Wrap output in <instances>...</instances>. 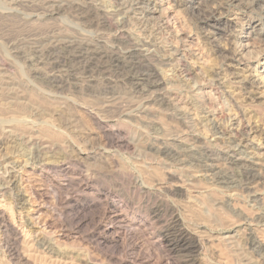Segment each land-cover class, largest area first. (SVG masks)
<instances>
[{"label": "rangeland", "instance_id": "374dc122", "mask_svg": "<svg viewBox=\"0 0 264 264\" xmlns=\"http://www.w3.org/2000/svg\"><path fill=\"white\" fill-rule=\"evenodd\" d=\"M72 1L0 0V87L5 89L0 91V208L16 226L31 231L33 227L28 216L31 209L40 204L39 219L42 220L39 221H46L50 226L46 240L50 238L48 241L52 245L54 243L53 246L56 244L57 248L69 253L85 255L95 264H112L103 256L105 251L118 258L125 257L127 262L133 261L134 264H172L175 259L172 243L177 245L175 250L185 248L177 254L182 255V260L190 255L194 259L190 264H264V246L252 245L251 241L252 232L264 239V224L248 228L242 223V218L239 220L240 214L242 217L251 216L258 205L264 207V188L259 187L255 194L257 197H250L232 174L222 171L206 175L200 164L205 160L203 151L190 155L183 144L170 142L181 133V127L179 131L173 129V126H180L176 120L157 114L158 121L165 122L171 129L168 130L170 136L165 131L167 139L162 136L164 125L162 128L158 124L127 122L120 116L122 110L136 107L128 99L153 96L158 89L150 86L160 76L163 84L159 92L173 88L175 101L180 107L188 108L185 109L188 111L187 122L191 123H188V131L206 135L209 152H213H210L211 157L217 156L229 144L225 139L217 143L211 141L217 134L212 125L217 123L220 128H229L230 123L240 118L237 106L248 123L263 128L264 87H258L264 86V8L253 0H236L235 5L232 3L228 10L224 9L219 14L221 26H208L199 20L201 13H195L197 10L192 7L205 11L228 0ZM91 4L99 6V10ZM104 10L111 12V23L101 14ZM231 19H234L233 25L224 29V22H231ZM113 34L120 36L118 40L111 38ZM135 43H141L142 48L149 51L148 63L140 62L136 54L120 60L110 51L125 52ZM41 46L51 48V51H33V48ZM227 48L240 51L236 56L238 60L224 57ZM152 68L157 69L156 73L159 71L157 76ZM3 78L5 82L1 81ZM249 81H253L254 86L243 89L246 83L250 84ZM168 84L174 86L169 87ZM248 91L252 92L249 94L254 93L253 99L246 97L249 96ZM210 92L216 105L199 102V96H210ZM13 100H21L17 104H22L18 106ZM7 104L11 109H4ZM220 104L226 112L224 116L214 119L205 113L219 108ZM89 108L99 109L104 118L114 120L113 128L120 132V140L124 139L127 146H105V138L93 123ZM13 118L24 119L22 121L32 130H23L24 134L22 129L14 130L11 127ZM44 127H49L51 133L62 130L63 136H67L63 137L67 140H63L71 142L74 154L79 148L93 147L99 153L97 160L94 163L85 161L79 167L74 164L62 166L52 161L58 159V153H55L58 149L37 140L35 143L29 135L30 132L39 133ZM154 136L171 139V149L159 154L150 148L148 142ZM248 139L246 156L256 163H264V133L251 132ZM101 146L107 149L102 150ZM100 150L104 153L101 154ZM168 173L172 175L173 183L179 177L180 181L177 179L176 182L182 183L181 189L174 195L161 190L153 192V187H159ZM88 176L90 180L86 181ZM144 182L151 187L148 191L136 185H146ZM105 200L113 203L120 215L113 216L107 212L102 217V224L110 223L123 235V250L110 245L97 247L86 237L93 229L88 218L101 220L102 214L100 205L90 208L85 205ZM166 201L174 205L186 220L173 221L169 207H165ZM186 206L195 209L196 213L198 211L199 215L191 217ZM185 224L190 232L195 231L198 235L199 230L203 239L213 240L212 245L207 240L200 249L194 243L184 245L186 238L187 241L193 240L191 236L183 235ZM251 229H255V233ZM8 237V232L0 228V264H11L5 248ZM161 257L164 261H160ZM77 259L76 256L74 261ZM54 261L55 264L59 262Z\"/></svg>", "mask_w": 264, "mask_h": 264}, {"label": "bare ground", "instance_id": "6f19581e", "mask_svg": "<svg viewBox=\"0 0 264 264\" xmlns=\"http://www.w3.org/2000/svg\"><path fill=\"white\" fill-rule=\"evenodd\" d=\"M45 1V0H44ZM49 1V0H48ZM75 1V0H73ZM72 1V2H73ZM92 1H95V0H92ZM199 1V0H198ZM229 2L227 3H223L222 5H219V6H214V7H211L207 10H201L200 7H192V9L194 11L197 10V12L195 13H198L200 14V16L197 14V16H199V20L203 21L204 24H207L208 26H216V25H220L221 22H220V15L222 13V11L224 9H227L229 8L232 3L234 4L236 0H228ZM254 3H256V5L258 6H261L262 8H264V0H253ZM55 2V1H54ZM77 3H79L78 1H76ZM84 2V1H83ZM48 3V2H47ZM69 3V2H67ZM75 3V2H74ZM51 4V3H50ZM71 4V3H70ZM69 4V5H70ZM81 4V3H79ZM78 4V5H79ZM161 4V3H160ZM199 4V3H198ZM58 5V4H57ZM61 5V4H60ZM73 5V4H72ZM95 10H99V6L97 7L96 4H91ZM98 5V4H97ZM144 5V4H143ZM235 5V4H234ZM255 5V4H254ZM77 6V5H76ZM88 6H90L88 4ZM87 6V7H88ZM103 6V5H102ZM52 7V5H51ZM74 7V6H73ZM85 7V6H84ZM153 7V6H152ZM62 8V7H61ZM101 8H104V7H101ZM78 9V8H77ZM259 9V8H258ZM102 10V9H101ZM228 10V9H227ZM110 11H102V15L104 16L105 20L108 22V23H111L112 21L109 20V13ZM236 13V12H235ZM160 14V13H159ZM261 14V13H260ZM99 17V15H97ZM198 18V17H197ZM166 19V18H165ZM232 21L230 22H227L225 21L223 26L224 29L226 27H229V26H232L233 25V20L234 19H231ZM163 21V19H162ZM167 22V21H166ZM168 23V22H167ZM235 23H236V20H235ZM234 23V24H235ZM221 26V25H220ZM234 27V26H233ZM208 29V28H207ZM243 32V31H242ZM253 32V31H252ZM257 33V32H256ZM251 34V33H250ZM120 36H118L117 34H113L111 36L112 39H117L119 38ZM229 38V37H228ZM256 38V36L254 37ZM55 39V38H54ZM184 39V38H183ZM53 40V39H51ZM57 40V39H55ZM54 41V40H53ZM59 41V40H57ZM55 41V42H57ZM72 41V40H71ZM186 41V40H185ZM53 43V42H52ZM74 43V42H73ZM232 43V42H231ZM56 44V43H55ZM105 44H106V41H105ZM141 43H135L133 44L132 48L125 51V52H117L115 50H110L111 53L114 54L115 57H117L118 59H124L126 57H130L132 54H136L138 55V58H139V61L142 62V63H148V58H149V51L147 49H143L142 48V45H140ZM230 44V43H229ZM107 46V45H106ZM42 47V46H41ZM105 47V45H104ZM111 47V46H109ZM235 47V46H234ZM232 48V47H231ZM238 48V46H237ZM240 48V47H239ZM31 49V48H30ZM51 48H33V51L36 52V53H42L44 51H49ZM111 49V48H110ZM104 50V49H103ZM176 50V49H175ZM228 52L226 55H224V57L226 56L227 58L229 59H236L238 60L239 57L236 58V56L239 54L238 52L240 51H236L235 49H229L227 48ZM51 51V50H50ZM177 51V50H176ZM224 54V53H223ZM106 55V54H105ZM134 58V56H133ZM132 58V59H133ZM137 58V59H138ZM114 59V58H113ZM117 60V59H116ZM240 60V59H239ZM124 61V60H123ZM122 61V62H123ZM134 62V61H133ZM150 63V62H149ZM153 64V63H152ZM157 70V69H156ZM156 70L154 68H152V71L153 73H156ZM189 70V69H188ZM189 72V71H188ZM151 73V72H150ZM159 73V71L157 72ZM157 73H156V76H157ZM152 75V74H151ZM154 76V75H152ZM238 76V75H237ZM149 77V76H148ZM155 77V76H154ZM160 77V76H159ZM159 77H157V79H155V81L151 84V88H154L155 90L158 89L154 95H150V96H147V97H144L143 99H138V100H135L133 97V99H128V102L130 103L131 102V105L134 106L136 105L135 109L131 108V109H126V110H122V112L120 113V116L123 117L125 120H127V122H137V123H143V124H151V126L153 125H160L162 128L164 126H166L165 122H163V124L158 121V117H157V114L160 113V116L161 114L163 116H165V118L168 117V119H171V120H176L177 123L180 125V126H173V129H175V131H179L180 127L182 128L179 132H181L179 135L177 134V136H174V138L171 140L170 142H172V144L174 143H177V144H183V146L186 148V150L188 151V154L190 153H196V152H199V151H203L205 153L204 157H205V160L203 163H200L201 164V167H202V170L205 171V174L206 175H216L217 173L219 174L220 172L222 171H225V172H228L230 174H232V177H236L238 178L239 182H241V186H243L242 188L248 192L247 195L249 194L250 197H257L255 194L257 192V190H259L261 187L264 188V163L261 162V163H256L254 161H251L250 158H248V156H246L248 153H245V149L249 147V142L248 140V136H249V133L251 132H256V133H259V134H263L264 133V127L262 128H257V126H253L251 125L250 123H248V121L245 120V118H243V112L239 109V107L237 106L238 108V111H237V115L238 117L240 118H236L237 116L234 115L235 113H232V115L235 116L236 120L232 123H230L229 125V128H220V126L217 124V123H214L213 121V127L216 131L217 134L213 135L211 141H214L215 143H217L216 141H219V140H223L225 139V142L227 141V143H229L228 145L226 144V147L223 148L222 150L223 151H219L218 155L217 156H213L214 158L211 157V154L210 151L209 152V148L208 145L206 143V138L204 135H200V133L198 134H192V132L190 133L188 131V123L187 122V115H188V111L185 110L187 107H180V105H178V103L175 101L176 97L173 96V88L170 90V88L168 89H165V90H161L162 92H159V88L160 86L163 84L161 83V80L159 79ZM245 78H243L244 80ZM247 79V78H246ZM7 80V79H5ZM249 80V79H248ZM1 81L5 82L4 81V78L1 79ZM148 81V80H147ZM236 81V80H235ZM254 81V80H253ZM253 81H249L250 84H245L243 89H248V86H254L253 84ZM7 83V82H6ZM138 84V83H137ZM262 84V83H261ZM139 85V84H138ZM141 85V84H140ZM173 84H170L171 87ZM260 85V84H259ZM4 86V85H3ZM2 86V87H3ZM164 87H166V85H163ZM169 86V84H168ZM169 86V87H170ZM243 86V85H242ZM141 87V86H140ZM262 85H260L258 88L261 89ZM142 88V87H141ZM250 89V88H249ZM5 89L4 88H1L0 87V91H4ZM141 90V89H140ZM175 90V88H174ZM215 90V89H214ZM10 91V90H8ZM154 90L151 91V94L153 93ZM250 91V90H249ZM246 92L247 94L249 93H252V92ZM263 91V90H261ZM260 91V93H261ZM6 92V91H5ZM4 92V94H5ZM11 92V91H10ZM158 92V93H157ZM8 93V92H7ZM16 93V92H14ZM206 94V93H205ZM208 94V93H207ZM210 96L208 95H201L198 97V100L199 102H202V103H207V105H216V102H215V98L212 96L211 97V92L209 93ZM15 95V94H14ZM13 95V97H14ZM17 95V93H16ZM15 95V96H16ZM195 95V94H193ZM251 95V96H250ZM261 95V94H260ZM196 96V95H195ZM8 97V95H7ZM6 97V98H7ZM112 97V96H111ZM246 97H249L250 99H253L254 97V93L253 94H249L246 95ZM195 98V97H194ZM233 98V97H232ZM15 99V98H14ZM17 99V98H16ZM15 99V100H16ZM22 99V98H21ZM113 99V98H112ZM118 99V98H116ZM104 100V99H103ZM106 100V99H105ZM185 100V99H184ZM196 100V99H195ZM10 101V100H9ZM108 101V99H107ZM114 101V99H113ZM15 101L13 100V103ZM18 102H21V100L19 101H16L15 103L17 104ZM103 102V101H102ZM105 102V101H104ZM111 102V101H110ZM136 103V104H133V103ZM12 103V105H13ZM24 103V102H23ZM107 103V102H106ZM109 103V102H108ZM113 103V102H111ZM221 103V102H220ZM232 103V102H231ZM16 104H14V106H16ZM22 104V103H21ZM19 103V105H21ZM159 104V105H158ZM230 104V103H229ZM7 104L6 107H4V109H8L11 107V105ZM18 105V104H17ZM18 105V106H19ZM221 105V104H220ZM233 105V104H232ZM90 106V105H89ZM226 106V105H225ZM93 108H95L94 106H92ZM219 107V106H218ZM22 108V107H21ZM87 108V107H86ZM91 108V107H90ZM88 109V113L90 114V116L92 117V120H93V123L95 124L96 128L99 130V133L100 135H102L104 138H105V146H112V145H123L125 146L126 145V141L124 139H121L120 140V132L116 129L113 128V125H114V120H110L109 118L106 119L104 118L103 116L104 115H100V113L98 112V110H95V109ZM224 107L221 105L219 108L211 111V110H208V111H205V113L207 114H210L211 116H214V119L215 118H220L219 116H224V112L225 110L223 109ZM11 109V108H10ZM188 109V108H187ZM227 109V107H226ZM187 111V112H186ZM229 111V110H227ZM103 113V112H101ZM226 113V112H225ZM159 116V117H160ZM162 116V117H163ZM209 116V115H208ZM245 116V115H244ZM17 117V116H15ZM20 117V116H19ZM12 118V117H11ZM10 118V119H11ZM23 118V117H21ZM161 118V117H160ZM14 119V118H13ZM24 119H21L19 120L18 118H15L13 121V125L11 126L14 130L18 129V130H21L23 132V130H27L29 131V128H30V125L26 124L24 121H22ZM25 120H27L25 118ZM30 120V119H29ZM28 120V121H29ZM32 120V119H31ZM30 122H34L35 121H31ZM170 120V121H171ZM210 120V119H208ZM27 121V122H28ZM190 121V120H189ZM212 121V120H211ZM218 121V120H217ZM232 121V120H231ZM3 122V121H2ZM45 122V121H43ZM195 122V121H194ZM210 122V121H209ZM31 123V124H32ZM70 123V122H69ZM68 123V124H69ZM175 123V121H174ZM212 123V122H211ZM12 124V123H11ZM36 124V123H35ZM191 124V123H189ZM41 125V124H40ZM157 125V126H158ZM172 125V124H171ZM194 125V123H193ZM2 126V125H1ZM0 126V129L2 130V127ZM8 126V125H7ZM35 126V125H34ZM44 126V125H42ZM48 126V125H47ZM52 126V125H51ZM192 126V125H191ZM32 127V125H31ZM39 127V126H38ZM54 127V126H52ZM160 127V128H161ZM171 128V126H169ZM194 127V126H193ZM259 127V126H258ZM5 128V127H4ZM51 128V127H50ZM157 128V127H156ZM159 128V130H160ZM31 129V128H30ZM58 128H56L57 130ZM164 134H162V136L165 135L166 132H169L171 129L168 128V126L164 127ZM187 129V130H186ZM190 129V128H189ZM10 130V129H8ZM32 130V129H31ZM30 130V131H31ZM34 130V129H33ZM39 130V128H38ZM43 130V131H42ZM54 130V128H53ZM59 130V129H58ZM61 130V129H60ZM156 130V129H155ZM158 130V131H159ZM169 130V131H168ZM191 130V129H190ZM213 130V129H212ZM4 131V130H3ZM12 131V130H11ZM37 131V130H36ZM166 131V132H165ZM193 131V130H192ZM197 131V130H196ZM10 132V131H9ZM15 132V131H14ZM19 132V131H18ZM17 131L15 133H18ZM20 132V133H22ZM156 132V131H155ZM199 132V130H198ZM213 132V131H212ZM13 133V132H12ZM11 133V134H12ZM31 134L29 133H26V134H29L31 135L30 138L32 139L31 141L35 140V143L38 141L42 144H48V145H53L55 146L58 150H56L57 152L55 153H58V159H52V161H57V163L59 162V165H65V164H74V165H78L81 166L85 161L88 163H94L96 160H97V157L96 155L99 154L96 149H93V147L91 148H79L78 149V152L75 154L73 153L74 149H72L71 147V144H69V142L67 143L66 141H64L63 139L67 140L66 138H63V137H67V136H63V133H62V130L59 132H52L49 130V127L48 128H45L44 129H41L39 130V133L37 132L36 133H32L30 132ZM162 133V132H161ZM160 133V134H161ZM196 133V132H195ZM24 134V132H23ZM36 134V135H35ZM158 134V133H157ZM159 134V136H160ZM169 136L171 135V132L168 133ZM174 134L176 135V133L174 132ZM28 135V137H29ZM67 135V134H65ZM152 135V134H151ZM224 135H227L226 137ZM75 136V135H74ZM85 136V135H84ZM153 136V135H152ZM159 136H154L155 138H148L149 139V145H150V148L152 149H155L156 152L159 154L160 153H164L167 152L169 149H171L170 146H172L169 142V140H167V134L165 135V137H159ZM168 136V137H169ZM255 136V135H254ZM151 137V136H150ZM172 137V136H171ZM176 137V138H175ZM225 137V138H224ZM29 138V139H30ZM70 138V137H68ZM78 138V137H77ZM74 139V138H73ZM28 140V139H27ZM37 140V141H36ZM54 140H57L55 142ZM59 141H61L62 143H59ZM37 142V143H38ZM77 142V141H76ZM224 142V143H225ZM71 143V142H70ZM73 143V142H72ZM76 144V143H74ZM176 144V145H177ZM211 144V143H210ZM214 144V143H213ZM219 144V143H218ZM41 145V144H40ZM47 145V147H48ZM78 145V144H77ZM76 145V146H77ZM170 145V146H169ZM45 146V145H42V147ZM127 146V145H126ZM175 146V145H174ZM180 146V145H179ZM211 146V145H210ZM222 146V145H221ZM225 146V145H224ZM52 147V146H51ZM78 147V146H77ZM176 147V146H175ZM174 147V148H175ZM46 149V147H44ZM50 148V147H49ZM47 148V150L49 149ZM102 150L105 148V147H102ZM177 148V147H176ZM181 148V147H179ZM178 148V149H179ZM213 148V147H212ZM53 149V148H51ZM107 149V148H105ZM50 150V149H49ZM102 150H100L99 152L101 154L104 153L101 152ZM173 150V148H172ZM181 150V149H180ZM185 150V151H186ZM212 150V149H211ZM107 151V150H106ZM177 153L178 150H175ZM214 151V150H213ZM218 152V151H217ZM54 153V152H53ZM170 153V152H169ZM174 153V154H175ZM180 153V152H179ZM179 153H178V158H179ZM200 153V152H199ZM213 153V152H212ZM257 153V152H256ZM77 154V155H76ZM172 153V155H174ZM187 153H185L186 155ZM48 155V154H46ZM184 155V154H183ZM192 155V154H190ZM200 155V154H198ZM203 155V154H202ZM50 156V155H49ZM54 156V155H53ZM171 157V155H169ZM195 156V154H194ZM260 156V155H259ZM258 156V157H259ZM107 157V156H106ZM168 157V155H167ZM175 156H173V159H174ZM182 157V156H181ZM188 157V156H187ZM191 157V156H190ZM203 157V156H201ZM203 157V158H204ZM250 157V156H249ZM51 158V157H50ZM100 158V157H99ZM184 158V157H183ZM182 158V160H183ZM193 158V157H192ZM262 158V157H261ZM92 160V161H91ZM175 160V159H174ZM173 160V162H174ZM177 160V159H176ZM180 160V158H179ZM184 160H186L184 158ZM201 160V159H200ZM51 162V160H49ZM91 161V162H90ZM203 161V160H201ZM172 162V161H171ZM221 162V163H220ZM184 163V161H183ZM192 163V162H191ZM48 165V164H47ZM196 165V164H195ZM256 165L258 167H256ZM197 166H198V163H197ZM199 167V166H198ZM239 169H238V168ZM200 168V167H199ZM236 168V170H235ZM238 169V170H237ZM200 170V169H199ZM80 175V174H79ZM174 175V174H173ZM91 178H92V175H90ZM86 177V176H85ZM94 177V176H93ZM177 177V176H176ZM175 177V178H176ZM179 178V177H178ZM176 178V181L177 179ZM211 178V177H210ZM86 181H89V176L88 178H85ZM8 180V179H7ZM175 180V179H173ZM179 180V179H178ZM232 180V179H231ZM237 180V179H236ZM16 181V180H15ZM18 181V180H17ZM173 183L172 182V175L171 174H167L166 175V180L164 179V182L162 184H160L159 182V187H156L154 188L153 187V192H157L158 190H161L163 193H171V194H176L179 190L178 189H181L182 187V183H179V182H176ZM180 181V180H179ZM157 182V181H156ZM162 182V181H161ZM71 183V182H70ZM146 183V182H144ZM20 184V183H19ZM154 184V183H153ZM157 184V183H156ZM154 185V186H157V185ZM7 185V184H6ZM5 185V186H6ZM9 185V183H8ZM137 187L140 188L141 186L145 189V191L149 190V187L148 184L146 183L145 184H142V183H139L137 184ZM150 185V184H149ZM18 187V186H17ZM238 188V187H237ZM9 189V188H8ZM38 189V188H37ZM152 190V189H151ZM238 190V189H237ZM182 191V190H181ZM18 192V191H17ZM161 192V193H162ZM36 193V192H35ZM39 193V192H37ZM152 193V192H151ZM154 193V194H155ZM238 193V192H236ZM242 193V191H241ZM245 193V192H244ZM243 193V194H244ZM180 194H182L180 192ZM239 194V193H238ZM242 194V195H243ZM44 195V194H43ZM157 195V194H156ZM163 195V194H162ZM170 195V194H168ZM39 196V195H38ZM241 196V195H240ZM158 197V196H157ZM168 197V196H166ZM242 197V196H241ZM245 197V196H244ZM248 198V197H247ZM40 200V199H39ZM249 200V199H248ZM255 200V199H253ZM259 200V198H258ZM264 200V199H263ZM45 201V200H44ZM98 201V200H96ZM165 201V200H164ZM23 202V201H22ZM35 202V201H34ZM40 202V201H39ZM37 203V202H36ZM88 203V202H87ZM175 203V201H174ZM173 203V204H174ZM38 204V203H37ZM42 204V203H41ZM171 204V203H170ZM167 201L165 203V207H169V210L171 212L170 215H172V220L175 221V222H180V221H185L183 219V215L180 214V212L178 211V209L174 206V205H170ZM251 204V203H250ZM255 204V203H254ZM253 204V205H254ZM259 204V203H258ZM263 204V203H261ZM260 204V205H261ZM43 205V204H42ZM97 205H100L101 206V220L100 219H94V217H90L88 218L89 222H91V224H93V229L90 233H88L86 235V237L88 238V240H90V242L92 243H95L98 246H107V245H110L111 247L114 246L117 247V248H124V245H125V240L124 238L114 229L113 225H110V223H106V224H102V217H104L106 215L107 212H109L110 214H112L113 216H118L120 215V213L115 210V205H113V203H111L110 201L108 200H105V201H101L99 204H93V203H88L86 204L85 206L87 208H90V207H93V206H97ZM164 205V204H163ZM257 205V203H256ZM255 206V205H254ZM253 206V207H254ZM262 206V205H261ZM179 207V206H178ZM233 207V206H232ZM252 207V206H251ZM40 204L36 205L35 207H33L30 211V215L28 216V220H29V223H30V226L33 227V229L31 231H24L23 228H19L18 226H16L14 224V222L12 221V219L10 217L7 216V214H5L4 210L2 208H0V228H2L4 231H6V233L8 232L9 234V242H8V245L5 246L6 250L8 251V254L10 255V262L11 264H49L48 262H55L54 260L56 261H59L61 264H95V261L92 262V260H90L89 258H86L84 256H78V254H73V253H69L65 250H62V249H59L57 248L58 246L54 243L52 245V243H50V241L46 240V234H47V228L49 229V227L47 226V222H42L40 223V220L39 219V216L41 214V209H40ZM160 208V207H159ZM182 208V207H181ZM185 208V207H184ZM187 208V212L192 215L191 217H193L194 215L197 216V214L199 215L198 211L197 213L195 212L196 210L193 209L192 207L190 206H186ZM110 209H114L112 211H109ZM164 209V208H163ZM235 209V208H233ZM256 211L255 213H252L253 215L251 216H246V217H242V215L240 214L241 217H239V220L242 218L243 219V224H245L246 227L248 228H251L252 226L255 227V225H257L258 223H263L264 224V207L260 208L259 205L255 208ZM119 210V209H118ZM156 210V209H155ZM180 210V209H179ZM234 212V211H233ZM253 212V211H251ZM43 213V212H42ZM182 213V212H181ZM239 214V213H238ZM246 214V213H245ZM251 214V213H250ZM249 214V215H250ZM169 215V216H170ZM194 216V217H196ZM171 217V216H170ZM185 217V216H184ZM187 217H188V214H187ZM189 218V217H188ZM15 219V218H14ZM24 219V218H23ZM40 220V221H39ZM46 220V219H44ZM87 220V219H86ZM85 219L81 220V221H86ZM48 221V220H47ZM207 222V221H206ZM82 223V222H81ZM185 223V222H184ZM198 223V222H197ZM200 225H201V221L199 222ZM198 223V224H199ZM174 224V223H173ZM205 224V223H204ZM207 224V223H206ZM262 224V225H263ZM49 225V224H48ZM179 226H180V223H179ZM186 226V224H185ZM184 226V227H185ZM40 227V229H39ZM189 227V226H188ZM199 229V228H198ZM51 230V229H50ZM184 230V236H191V238H193V240H190L187 241V238L186 240L185 237L183 236V240L185 241L183 244L184 245H188V244H195L194 246L195 247H200L203 246V244L205 243V240L207 241H210V244H211V241L213 242V240H208V239H203L202 238V235L199 236V230H198V235L195 234L194 232H190L186 226V229H183ZM192 230V229H191ZM249 230V229H247ZM252 230V229H251ZM255 229H253L252 231H254ZM257 230V228H256ZM264 230V229H263ZM262 231V230H261ZM251 232V231H250ZM5 233V232H4ZM50 233V232H48ZM121 233V232H120ZM255 233V231H254ZM68 234V233H67ZM122 234V233H121ZM49 235V234H48ZM194 235V236H193ZM250 235V234H249ZM257 235V234H256ZM66 235H64L65 237ZM68 236V235H67ZM261 236V235H260ZM260 236H255L252 232V238H251V241H252V245L256 244V245H259V246H264V239L260 238ZM61 237V236H60ZM211 237V236H210ZM262 237V236H261ZM207 238V237H206ZM5 239H6V236H5ZM212 239V238H210ZM55 240V239H54ZM178 240V238H177ZM173 241V240H172ZM180 242V241H179ZM7 243V241L5 242ZM56 243V242H55ZM168 243V242H167ZM207 244V243H206ZM179 245H182V244H179ZM212 245V244H211ZM251 245V246H252ZM61 246V245H60ZM63 246V245H62ZM61 246V247H62ZM190 246V245H189ZM189 246H187L189 248ZM4 247V246H3ZM160 247V245H159ZM175 247H177L176 244H173L172 243V255L174 256L175 259L172 260V264H190L191 261H193L194 259L192 257H190V255L188 256L187 259H184L182 260V255H178L177 252H182V251H185V248L184 249H178V250H175ZM181 247H185V246H180ZM253 247V246H252ZM4 248V249H5ZM64 248V246H63ZM193 248V246H192ZM254 248V247H253ZM257 248V247H256ZM263 248V247H262ZM68 249V247H67ZM161 249V248H159ZM170 249V248H169ZM73 250V249H72ZM190 250V249H189ZM260 250V249H259ZM80 252V251H79ZM189 252V251H188ZM86 253V252H85ZM124 253V251H123ZM87 254V253H86ZM259 255V254H258ZM55 256V257H54ZM76 256L78 257V261H74L76 259ZM87 256V255H86ZM103 256L105 257V259H107L109 262H111L112 264H134L133 261H129L127 262L125 260V257L123 259L122 258H118V257H115L113 256L112 253H107L106 251L103 252ZM161 256V255H160ZM185 256V255H183ZM54 257V258H53ZM165 257V256H164ZM190 257V258H189ZM170 260L171 258H167V260ZM95 260V259H94ZM160 261H164V258L161 257V260ZM58 262V263H59ZM170 262V261H169ZM189 262V263H188ZM56 263V262H55ZM54 263V264H55ZM57 263V264H58ZM59 263V264H60ZM98 263V261H97ZM100 263V262H99ZM98 263V264H99ZM51 264V263H50Z\"/></svg>", "mask_w": 264, "mask_h": 264}]
</instances>
